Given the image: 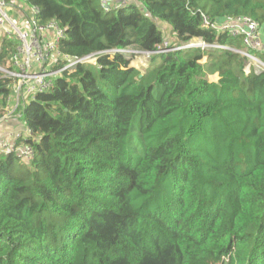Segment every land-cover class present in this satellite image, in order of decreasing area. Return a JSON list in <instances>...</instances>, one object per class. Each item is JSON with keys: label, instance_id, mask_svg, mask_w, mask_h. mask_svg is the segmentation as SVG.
Instances as JSON below:
<instances>
[{"label": "trees", "instance_id": "obj_1", "mask_svg": "<svg viewBox=\"0 0 264 264\" xmlns=\"http://www.w3.org/2000/svg\"><path fill=\"white\" fill-rule=\"evenodd\" d=\"M26 2L65 30L64 54L95 60L17 110L35 158L0 155V264H264V71L246 72L241 37L202 28L248 16L264 42V0ZM160 24L169 49H229L159 53ZM12 93L1 77L0 121Z\"/></svg>", "mask_w": 264, "mask_h": 264}, {"label": "built area", "instance_id": "obj_2", "mask_svg": "<svg viewBox=\"0 0 264 264\" xmlns=\"http://www.w3.org/2000/svg\"><path fill=\"white\" fill-rule=\"evenodd\" d=\"M135 1L137 0H103V5L106 9L111 6L118 8ZM18 2L25 3L28 7L15 6ZM20 10L23 13L22 17L19 14ZM40 15V9L30 6L26 0H0V52L5 38H12L17 43L12 54L13 69L8 70L0 66V72L4 75L0 78L5 77L13 81L12 95H15L17 102L16 106L12 107L10 105L12 104V96L9 98V106L6 108L4 117L6 119L16 114L24 102L34 99L38 94L50 91L55 80L64 72L80 63L95 60L92 59V56L78 59L64 54L61 51V43L67 37L65 30L55 21L42 24ZM202 28L216 33H227L232 37H241L247 51L243 55L251 60H258L259 58L251 55L248 50H258L264 53L261 26L248 16L228 17L222 22H212L206 14L202 13ZM167 48L169 45L165 43L164 49L159 52L185 48L229 49L220 45H207L200 39H194L181 47L170 48L169 50ZM263 62L260 61L262 66H264ZM25 137L33 138L31 130L26 125ZM20 139H23L21 134H11L2 140L0 142V155L17 154L25 162L30 163L35 158L34 148L31 144L22 143Z\"/></svg>", "mask_w": 264, "mask_h": 264}, {"label": "rangeland", "instance_id": "obj_3", "mask_svg": "<svg viewBox=\"0 0 264 264\" xmlns=\"http://www.w3.org/2000/svg\"><path fill=\"white\" fill-rule=\"evenodd\" d=\"M18 5L28 7L25 3H22V2H18L17 4H15V6H18ZM19 14H20V17L23 16L22 10H20ZM160 26L162 30L165 32V36H166L165 42L168 43V45H176L178 43V40L172 33V29L170 28V26L165 25V24H160ZM167 49L169 50V48ZM240 52L243 54L247 51L243 50ZM123 53L126 54V56L132 60L131 66L138 68L142 72H145L146 68L148 67V62H149V55L146 52L131 48L129 50L124 51ZM248 60L249 61L247 62V65L245 68L247 73H250L252 69H254L258 73L261 71H264V66L260 64V61L263 62L262 60L260 59L251 60L250 58H248ZM0 76H4V75L0 72ZM217 78H218L217 76L210 77V80L216 81ZM15 102H16V97L15 95H12V104L10 105H12L13 107ZM21 162H23V160Z\"/></svg>", "mask_w": 264, "mask_h": 264}, {"label": "crops", "instance_id": "obj_4", "mask_svg": "<svg viewBox=\"0 0 264 264\" xmlns=\"http://www.w3.org/2000/svg\"><path fill=\"white\" fill-rule=\"evenodd\" d=\"M16 104L17 102H15L14 106ZM11 134H21L23 139L25 138V124L21 120V114L18 112L13 117L0 122V142Z\"/></svg>", "mask_w": 264, "mask_h": 264}, {"label": "water", "instance_id": "obj_5", "mask_svg": "<svg viewBox=\"0 0 264 264\" xmlns=\"http://www.w3.org/2000/svg\"><path fill=\"white\" fill-rule=\"evenodd\" d=\"M149 56L151 55V53H148V52H146ZM160 53V52H159ZM6 119V118H5ZM5 119H3V120H5ZM3 120H1V121H3Z\"/></svg>", "mask_w": 264, "mask_h": 264}, {"label": "bare ground", "instance_id": "obj_6", "mask_svg": "<svg viewBox=\"0 0 264 264\" xmlns=\"http://www.w3.org/2000/svg\"><path fill=\"white\" fill-rule=\"evenodd\" d=\"M1 122V121H0Z\"/></svg>", "mask_w": 264, "mask_h": 264}]
</instances>
